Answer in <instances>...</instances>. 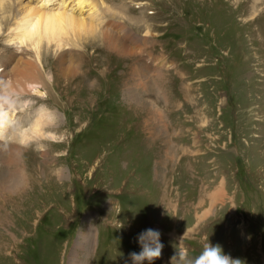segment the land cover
<instances>
[{
  "label": "rangeland",
  "instance_id": "obj_1",
  "mask_svg": "<svg viewBox=\"0 0 264 264\" xmlns=\"http://www.w3.org/2000/svg\"><path fill=\"white\" fill-rule=\"evenodd\" d=\"M16 14L0 71L34 60ZM82 15L133 55L88 64L87 40H69L48 51L50 94L11 97L22 126L47 108L54 137L0 138V264H133L149 228L164 245L151 264L209 241L264 264V0H89Z\"/></svg>",
  "mask_w": 264,
  "mask_h": 264
},
{
  "label": "bare ground",
  "instance_id": "obj_2",
  "mask_svg": "<svg viewBox=\"0 0 264 264\" xmlns=\"http://www.w3.org/2000/svg\"><path fill=\"white\" fill-rule=\"evenodd\" d=\"M88 1L89 0H63L62 3L56 4L58 0H38L36 3H34L33 0H0V30L2 29L1 20H5L6 23L10 22L9 19L11 15L14 17V13L16 12V15H20L21 17V22L17 23L15 26L19 35L15 36L19 38H17L18 41L16 44L21 47L29 43L30 48L32 46L34 49V60H25L19 57L16 63H14L13 68H2L0 71V84L4 82L8 83V86L4 88L0 87V94L2 97L0 100L1 139L9 136L8 138L10 139H17L21 142L28 143L42 136L54 137L53 133L45 130L46 127H50L49 121L51 120L47 108L42 107L39 110L41 113L39 114L40 116L33 117L26 126H22L15 121V109H13L15 107V105H13L15 101L11 100L14 94H22L23 96L24 94H30L42 98L46 94L52 92L43 82L44 76H47L48 79L53 78V76L45 70V62H48V51L50 49L61 51L68 44L67 42L69 40L79 43L80 41L87 40V43L85 42L86 55H84L83 52V57L88 56L87 63L90 64L96 61V65L98 66L106 51L110 52V56L133 55L131 48L123 44L117 34L103 30L102 24L105 23L103 19H98L97 16H88V18H86L82 15L83 6L88 3ZM138 4L144 5L146 3L138 1ZM8 11H10V14H6ZM112 25L115 26L116 29H119V31L123 29L119 24ZM102 36L104 37V47L100 45V37ZM42 43L46 44L47 48L44 52L42 50ZM89 49L93 51L89 52ZM22 55L25 56V54ZM158 63H162V59H158L157 64ZM59 64L60 66L63 65V57H59L57 61H54L52 68L58 69ZM65 70L63 74L66 78L72 74L73 80L75 81L80 78V80H83V85L86 82L84 77L86 79V76H93V71L85 70L77 76V73H74L71 67ZM56 76H54V80L58 82L60 73L56 74ZM25 102L26 101L21 102L20 105H24ZM11 125H13V127L14 125L17 126L10 129ZM11 150H15V147H11Z\"/></svg>",
  "mask_w": 264,
  "mask_h": 264
},
{
  "label": "clouds",
  "instance_id": "obj_3",
  "mask_svg": "<svg viewBox=\"0 0 264 264\" xmlns=\"http://www.w3.org/2000/svg\"><path fill=\"white\" fill-rule=\"evenodd\" d=\"M185 235L186 233L181 237L180 242L183 241ZM137 240L141 251L130 254L133 264H144L145 261L151 264L152 261L161 258L164 245L161 243V233L158 230L146 229L138 235ZM177 258H179V264H242L243 262L225 254L221 245H213L210 241L204 245L200 254L194 258H190L188 250L181 247L171 257V264H178Z\"/></svg>",
  "mask_w": 264,
  "mask_h": 264
}]
</instances>
